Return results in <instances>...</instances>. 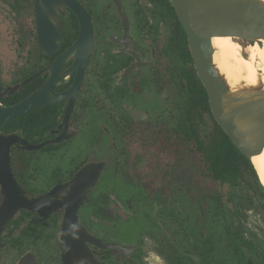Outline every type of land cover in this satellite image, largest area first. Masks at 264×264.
<instances>
[{
    "label": "flooded vegetation",
    "instance_id": "obj_1",
    "mask_svg": "<svg viewBox=\"0 0 264 264\" xmlns=\"http://www.w3.org/2000/svg\"><path fill=\"white\" fill-rule=\"evenodd\" d=\"M50 1L53 10H39L38 15L35 0H6L10 10H0V109L36 90L43 100L19 116L0 121V136L16 134L25 143L37 145L62 135L39 148L29 149L22 141L10 146L12 175L33 195H45L60 186L72 196L71 182L76 175L88 164L103 163L93 185L84 186L86 179L75 183L84 189L75 210L78 224L73 222L71 207L77 200H66L72 210L68 237L79 239L86 232L112 245L103 247L86 240V251L70 248L68 264H258L241 251L234 236L217 237L212 221L207 223L206 216L223 199L234 204L239 184L219 182L221 191L217 192L218 182L200 177L204 152L197 140L207 144L201 139L198 118L204 112L214 117L208 97L207 104L202 103L201 90L187 84V76L197 72L187 35L170 0H74L88 15L92 28L91 49L82 71L75 54L57 63L80 35L76 8L60 0ZM28 7L31 9L26 10ZM38 26L56 27L58 33L40 34ZM53 40L57 46L52 49ZM153 91L157 95L170 92L161 112L153 108L157 103L149 102ZM172 110L177 113L173 122L158 116H169ZM30 112L39 128L16 126ZM91 115L98 116L94 123L89 122ZM107 135L118 158L114 175L138 190L132 203L153 207L151 229L146 234L150 240L159 238L155 228L166 232V228H177L184 235L188 218L173 210L167 198L176 192L185 194L188 180L189 189L197 190L198 195L202 189L204 199L192 198L194 206L203 208L199 223L188 234L191 246L180 248L164 240L165 247L153 249L160 263L143 262L149 260L144 256L143 238L124 239L120 221L128 218L126 209L98 191L107 166V157L101 155ZM77 143L73 149H64ZM196 176L201 181H193ZM220 193L224 197L219 199ZM3 198L0 183V204ZM208 205L211 210L205 208ZM65 213V206L46 214L19 208L1 231L4 245L0 249L21 251L15 264L26 255L34 264H65L61 241ZM227 240L233 243L227 244ZM6 257L0 256V264H8Z\"/></svg>",
    "mask_w": 264,
    "mask_h": 264
},
{
    "label": "water",
    "instance_id": "obj_2",
    "mask_svg": "<svg viewBox=\"0 0 264 264\" xmlns=\"http://www.w3.org/2000/svg\"><path fill=\"white\" fill-rule=\"evenodd\" d=\"M63 5L73 8L81 21L80 35L76 42L65 51L57 60V63L70 54L80 60V69L84 68L91 49L92 28L88 15L74 0H60ZM177 17L187 35L188 47L193 59L197 76L206 90L209 107L217 124L223 129L237 150L251 162L253 155L261 153L264 148V85L259 81L255 85H247L240 82L237 88L232 89L225 76L220 72L214 62V46L212 36L231 35L239 37L246 42L254 43L264 40V0H170ZM53 10L50 0H35L37 15L39 10ZM49 10V11H50ZM38 18V16H36ZM36 18V19H37ZM40 34L53 32L56 35V27L48 29L38 26ZM58 33V32H57ZM57 46L53 40L50 47ZM45 47V46H44ZM80 75L75 82L78 84ZM41 91L36 90L22 101L0 109V121L19 116L29 109L43 102ZM64 125V124H63ZM49 139L37 145L25 143L16 134L0 136V183L4 198L0 204V234L7 221L21 208H29L39 214H46L62 206L66 207L63 223L62 249L65 264H68L67 256L71 247L86 251L85 241H92L96 245L110 247L112 244H103L99 240L91 238L85 231V236L79 239L68 237V225L71 219V207L73 210L74 224H78L75 210L82 199L84 189L75 187L86 179L84 186L93 185L103 163H91L86 165L71 182L72 196L63 187H55L45 195H33L23 190L14 179L9 165V149L12 143L22 141L25 147L39 148ZM88 178V179H87ZM83 186V187H84ZM228 183H224V188ZM226 191V189H224ZM77 200L74 206L67 204V199ZM4 244L1 242L0 246ZM28 255L21 259L19 264H34V259L27 261ZM251 264H253L251 262Z\"/></svg>",
    "mask_w": 264,
    "mask_h": 264
},
{
    "label": "rangeland",
    "instance_id": "obj_3",
    "mask_svg": "<svg viewBox=\"0 0 264 264\" xmlns=\"http://www.w3.org/2000/svg\"><path fill=\"white\" fill-rule=\"evenodd\" d=\"M9 8L10 6H8L6 0H0V10H10ZM30 9L31 8L29 7L26 8V10ZM239 40L244 46L249 44V42H246L241 38H239ZM245 55L247 54L244 52L243 56L246 57ZM169 93L170 92L166 91L162 95H157L155 94V91H153V93L149 95V102L152 104L157 103V105L153 107L154 110L161 112L164 104L167 103L166 97H170ZM158 116H162L164 119H168L169 122H173L177 117V113L172 110L169 116L167 113ZM96 117L98 116L91 115L89 117V122L94 123L93 120H95ZM101 120L100 124L103 125ZM198 124L202 141L209 145L211 143V137H214V134H217L218 132L216 129V121L210 117L207 112H204L198 118ZM110 142L111 137L108 135L105 136L104 152H102L101 155H105L107 157V166L98 187V191L104 192L109 198H115V200L120 202L126 209L128 218L120 221L124 239L127 241H133L135 238H139L141 240L143 238V249L145 250L144 256L149 257V260H144L143 262L150 261L153 263H160V260L154 256L155 254L153 249L158 247L162 248L164 246L162 244L164 240L168 241L169 244H174L180 248L191 246L192 238L189 239L188 234L192 235V229H194L195 225L199 223V218L202 214L201 209L203 208V206H194L192 198L204 199L205 195H203L202 189H199L200 195H198L197 190L192 191L189 189L190 185H188V182L190 181L188 180V175H186V181H188L186 184L185 194L184 192H176L168 197L166 201V203L169 204L173 210L180 212L181 215H185L188 218L185 223V234L183 235L177 228H166L168 232L161 228H159V230L158 228H155L154 230L158 233L159 238L157 241L150 240L146 237V234H148V230L151 229L150 217L153 214V207L140 202L132 203L138 190L126 182L118 174L114 175V167L116 162H118V158L115 157L111 151ZM78 144L80 143L73 145L72 148L67 147L64 149H73ZM41 164L43 166L47 165L45 162L44 164L41 162ZM41 164L39 163V165ZM191 166H194L193 163H191ZM242 171L243 177L239 183L234 204L232 205V203L223 199V203L218 205L217 208L213 207L215 209L213 214L206 216L207 219H205L207 220L208 225L209 221L213 222H211V226H213L214 232L217 233V237L220 236L224 239L226 236H234L241 251L247 257L252 258L258 264H264V188L262 185L260 186L256 183L255 179L251 176L248 170L243 169ZM208 183L211 182L208 181ZM210 187L211 186L209 184V187L207 188L210 189ZM215 187L217 192L221 191L220 183H218ZM205 208L211 210L212 207L208 205ZM19 254H21V251H16L15 249H10L8 247L0 249V256L7 255L9 259L8 264H15Z\"/></svg>",
    "mask_w": 264,
    "mask_h": 264
},
{
    "label": "trees",
    "instance_id": "obj_4",
    "mask_svg": "<svg viewBox=\"0 0 264 264\" xmlns=\"http://www.w3.org/2000/svg\"><path fill=\"white\" fill-rule=\"evenodd\" d=\"M187 56L190 58L188 53ZM186 80L189 86H195L201 90V102L207 104L206 90L194 70L192 77L187 76ZM37 123V118L33 112H30L25 115V117L21 118L16 126L19 125L25 129L33 130L39 128ZM216 129L218 132L209 145L205 146L201 141L199 142L197 140L198 147H200L201 151L204 152L200 177L207 176L218 183L227 181L233 186L240 183L241 178L243 177L242 170L246 169L255 179L256 183L260 185L259 178L253 164L237 150L218 124H216ZM188 135L189 137L193 136L190 132ZM193 181L198 182L201 180L198 176H196L193 178ZM222 197L224 196L220 193L218 198L220 199ZM226 243L230 244L233 243V241L227 240ZM233 245L235 248H238L237 245Z\"/></svg>",
    "mask_w": 264,
    "mask_h": 264
},
{
    "label": "bare ground",
    "instance_id": "obj_5",
    "mask_svg": "<svg viewBox=\"0 0 264 264\" xmlns=\"http://www.w3.org/2000/svg\"><path fill=\"white\" fill-rule=\"evenodd\" d=\"M212 44L215 49L214 62L232 89L237 88L242 81L247 85L261 81L264 85V40L244 46L239 38L215 34ZM244 52L246 57L243 56ZM251 163L264 188V148L261 153L251 157Z\"/></svg>",
    "mask_w": 264,
    "mask_h": 264
},
{
    "label": "clouds",
    "instance_id": "obj_6",
    "mask_svg": "<svg viewBox=\"0 0 264 264\" xmlns=\"http://www.w3.org/2000/svg\"><path fill=\"white\" fill-rule=\"evenodd\" d=\"M252 82H253V83H255V81H254V80H253Z\"/></svg>",
    "mask_w": 264,
    "mask_h": 264
}]
</instances>
